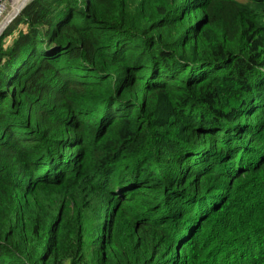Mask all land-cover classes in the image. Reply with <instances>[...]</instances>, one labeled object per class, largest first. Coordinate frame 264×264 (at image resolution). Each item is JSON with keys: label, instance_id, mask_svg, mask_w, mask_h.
Returning <instances> with one entry per match:
<instances>
[{"label": "trees", "instance_id": "obj_1", "mask_svg": "<svg viewBox=\"0 0 264 264\" xmlns=\"http://www.w3.org/2000/svg\"><path fill=\"white\" fill-rule=\"evenodd\" d=\"M0 264H264V0H31L0 36Z\"/></svg>", "mask_w": 264, "mask_h": 264}, {"label": "water", "instance_id": "obj_2", "mask_svg": "<svg viewBox=\"0 0 264 264\" xmlns=\"http://www.w3.org/2000/svg\"><path fill=\"white\" fill-rule=\"evenodd\" d=\"M31 0H25L23 3H21V5L16 8L10 16H8V18L5 20L4 24L2 25V27L0 28V35H2L3 33V29L6 28L9 23L21 12V10L30 2Z\"/></svg>", "mask_w": 264, "mask_h": 264}, {"label": "rangeland", "instance_id": "obj_3", "mask_svg": "<svg viewBox=\"0 0 264 264\" xmlns=\"http://www.w3.org/2000/svg\"><path fill=\"white\" fill-rule=\"evenodd\" d=\"M23 0H8V11L5 14V16L0 20V28L4 24L5 20L8 18V16L11 15V13L18 8V6L21 4ZM14 3V4H13ZM5 28L3 29V31ZM1 36V35H0Z\"/></svg>", "mask_w": 264, "mask_h": 264}, {"label": "built area", "instance_id": "obj_4", "mask_svg": "<svg viewBox=\"0 0 264 264\" xmlns=\"http://www.w3.org/2000/svg\"><path fill=\"white\" fill-rule=\"evenodd\" d=\"M7 11H8V0H0V20L5 16Z\"/></svg>", "mask_w": 264, "mask_h": 264}, {"label": "bare ground", "instance_id": "obj_5", "mask_svg": "<svg viewBox=\"0 0 264 264\" xmlns=\"http://www.w3.org/2000/svg\"><path fill=\"white\" fill-rule=\"evenodd\" d=\"M24 1H25V0H23L21 3H23ZM20 5H21V4H20ZM20 5H19V6H20ZM19 6H18V7H19Z\"/></svg>", "mask_w": 264, "mask_h": 264}]
</instances>
